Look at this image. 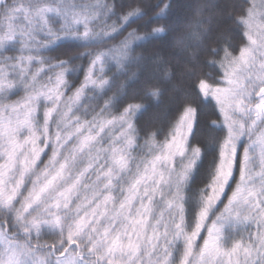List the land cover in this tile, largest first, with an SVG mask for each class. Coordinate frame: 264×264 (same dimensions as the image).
Instances as JSON below:
<instances>
[{"label": "snow or ice", "instance_id": "obj_1", "mask_svg": "<svg viewBox=\"0 0 264 264\" xmlns=\"http://www.w3.org/2000/svg\"><path fill=\"white\" fill-rule=\"evenodd\" d=\"M172 8L0 0V264H264V0Z\"/></svg>", "mask_w": 264, "mask_h": 264}, {"label": "trees", "instance_id": "obj_2", "mask_svg": "<svg viewBox=\"0 0 264 264\" xmlns=\"http://www.w3.org/2000/svg\"><path fill=\"white\" fill-rule=\"evenodd\" d=\"M259 1V0H258ZM219 3L223 4L226 0H218ZM208 3V0H173V8L171 11L170 19L177 22L186 21L189 18H200L199 9L202 5ZM210 15L207 11L203 13L204 17ZM139 23H143V21H139ZM136 25L133 24V28ZM132 31V29H129ZM234 33H229V39H232L233 43L236 41L233 39ZM145 47L151 48L152 45H145ZM138 51H143V49H139ZM57 53H50V55H56ZM73 51L69 49H62L60 55L63 59H67L69 56L73 55ZM77 65L83 63L82 61H77ZM210 73L213 71L211 68L207 69ZM79 76V69L74 74ZM82 78V77H81ZM164 87V85H161ZM175 93H170V95H174ZM143 103H148V101H144ZM170 105L168 100L165 99V102L160 107L152 106L147 112H145L141 117V123L150 126V125H163L165 123L166 118H170ZM166 114V116H165ZM201 128L209 135H214L215 133L211 132V130L206 129V125L208 124L210 119H215V117H210L207 111L203 112L200 117Z\"/></svg>", "mask_w": 264, "mask_h": 264}, {"label": "rangeland", "instance_id": "obj_3", "mask_svg": "<svg viewBox=\"0 0 264 264\" xmlns=\"http://www.w3.org/2000/svg\"><path fill=\"white\" fill-rule=\"evenodd\" d=\"M259 2H260V0L259 1L257 0V3H259ZM165 116H166V114H165Z\"/></svg>", "mask_w": 264, "mask_h": 264}]
</instances>
